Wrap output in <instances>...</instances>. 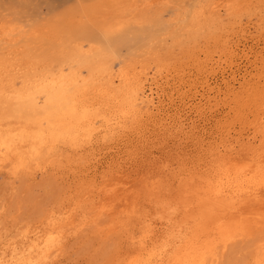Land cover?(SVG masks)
Instances as JSON below:
<instances>
[{
    "label": "rangeland",
    "instance_id": "1",
    "mask_svg": "<svg viewBox=\"0 0 264 264\" xmlns=\"http://www.w3.org/2000/svg\"><path fill=\"white\" fill-rule=\"evenodd\" d=\"M263 97L264 0H0V253L28 234L59 241L38 264H165L181 182L264 156ZM30 139L53 140L12 171ZM117 175L129 205L103 223Z\"/></svg>",
    "mask_w": 264,
    "mask_h": 264
},
{
    "label": "bare ground",
    "instance_id": "2",
    "mask_svg": "<svg viewBox=\"0 0 264 264\" xmlns=\"http://www.w3.org/2000/svg\"><path fill=\"white\" fill-rule=\"evenodd\" d=\"M259 122L264 125L263 118H260ZM36 135L41 139L43 133L39 131ZM31 139L29 144H25L28 150L27 156H20L16 160L17 164L13 162L7 164L12 171L23 167L27 159L40 154L47 147V143L53 140L34 142ZM0 140H2L1 134ZM229 157L220 156L211 172L197 178H188V181L183 180L180 194L166 203L169 215L174 216L175 220H189L193 224L179 239L178 245L165 264H215L219 260L220 251L227 250L231 244H237L238 240L250 244L248 248L252 252V264H264V156L257 157L256 160L236 163ZM1 162L3 161L0 159ZM127 180L128 178L119 175L112 179L113 189L100 191L103 198L99 203L92 204V213L102 217L99 221L118 224L116 222L118 212L122 208H124L122 211H125L129 205L127 196L124 197L123 194L126 192L124 186L127 185ZM146 187L150 193L155 194L156 198L159 197L152 185L148 183ZM97 190L99 192L100 189ZM122 196L125 205L123 202L118 207L115 202ZM22 238L20 244L12 238L5 243L0 253V264H38L42 249H50L59 243L52 237L44 241L45 236L32 238L26 234Z\"/></svg>",
    "mask_w": 264,
    "mask_h": 264
}]
</instances>
